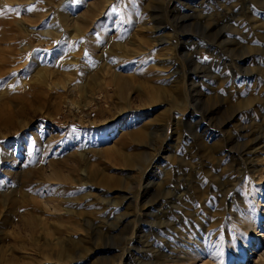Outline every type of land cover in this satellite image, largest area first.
I'll return each mask as SVG.
<instances>
[{
  "label": "rangeland",
  "instance_id": "374dc122",
  "mask_svg": "<svg viewBox=\"0 0 264 264\" xmlns=\"http://www.w3.org/2000/svg\"><path fill=\"white\" fill-rule=\"evenodd\" d=\"M263 175L264 0H0V264H264Z\"/></svg>",
  "mask_w": 264,
  "mask_h": 264
},
{
  "label": "bare ground",
  "instance_id": "6f19581e",
  "mask_svg": "<svg viewBox=\"0 0 264 264\" xmlns=\"http://www.w3.org/2000/svg\"><path fill=\"white\" fill-rule=\"evenodd\" d=\"M251 140H253V139H251ZM251 142V141H250ZM258 142V141H257ZM249 143V142H248ZM259 143V142H258ZM255 144V143H254ZM255 146V145H254ZM256 151V150H258V147H255V149H252L251 151H249V153H251V152H253V151ZM248 155V154H247ZM250 155V154H249ZM264 176V175H263ZM264 178V177H263Z\"/></svg>",
  "mask_w": 264,
  "mask_h": 264
}]
</instances>
